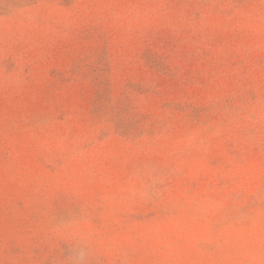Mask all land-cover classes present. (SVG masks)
I'll return each mask as SVG.
<instances>
[{"label": "rangeland", "instance_id": "1", "mask_svg": "<svg viewBox=\"0 0 264 264\" xmlns=\"http://www.w3.org/2000/svg\"><path fill=\"white\" fill-rule=\"evenodd\" d=\"M0 264H264V0H0Z\"/></svg>", "mask_w": 264, "mask_h": 264}]
</instances>
